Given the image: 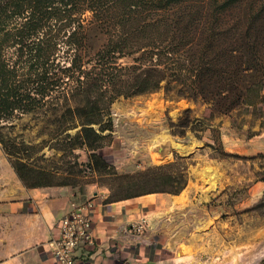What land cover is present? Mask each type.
I'll return each instance as SVG.
<instances>
[{"label": "trees", "instance_id": "1", "mask_svg": "<svg viewBox=\"0 0 264 264\" xmlns=\"http://www.w3.org/2000/svg\"><path fill=\"white\" fill-rule=\"evenodd\" d=\"M163 86L204 104L200 118L184 109L171 132L208 128L226 154L209 122L264 107V0H0V146L26 188L74 187L86 177L75 151L85 149L87 176L111 181L105 202L181 193L188 172L178 158L120 173L101 152L118 97ZM23 114L52 127L50 147L74 158L65 173L30 165L27 147L4 138L2 123Z\"/></svg>", "mask_w": 264, "mask_h": 264}, {"label": "rangeland", "instance_id": "2", "mask_svg": "<svg viewBox=\"0 0 264 264\" xmlns=\"http://www.w3.org/2000/svg\"><path fill=\"white\" fill-rule=\"evenodd\" d=\"M186 108L192 118H200L204 104L178 96L174 86L118 97L110 110L113 139L101 152L108 151L105 158L120 173H135L175 158L187 166L185 190L159 205L152 216L154 229L173 250L176 264H258L264 257V154L245 155L243 151L255 146L252 139L264 128V107L253 112L240 106L209 122L220 128L223 155L213 145L208 128L187 129L184 136L171 132L169 122H177ZM2 124L4 138L27 147L24 153L31 154L30 165L65 173L74 161L71 156L61 159V153L50 147L52 127L37 114L18 115ZM75 154L86 177H78L72 188L111 183L87 176L85 149Z\"/></svg>", "mask_w": 264, "mask_h": 264}, {"label": "crops", "instance_id": "3", "mask_svg": "<svg viewBox=\"0 0 264 264\" xmlns=\"http://www.w3.org/2000/svg\"><path fill=\"white\" fill-rule=\"evenodd\" d=\"M252 140L255 146L243 153L264 154V128ZM108 192L106 186L96 184L86 187L80 195L69 185L26 188L0 146V264H58L46 242L57 234L61 219L73 205L86 200L92 202L94 244L76 248L74 254L82 264H176L173 250L166 247L154 229L152 216L154 209L182 192L105 202ZM141 218H146V226L142 233H134L130 224Z\"/></svg>", "mask_w": 264, "mask_h": 264}, {"label": "built area", "instance_id": "4", "mask_svg": "<svg viewBox=\"0 0 264 264\" xmlns=\"http://www.w3.org/2000/svg\"><path fill=\"white\" fill-rule=\"evenodd\" d=\"M92 202L86 200L73 205L68 214L61 219L57 234L46 242L58 264H82L75 256L79 245L92 247L94 235L92 232L90 208ZM146 218H141L130 224L134 233H142L146 226Z\"/></svg>", "mask_w": 264, "mask_h": 264}]
</instances>
